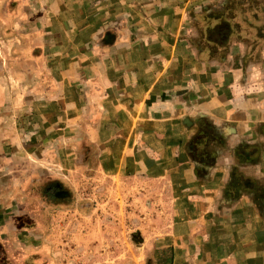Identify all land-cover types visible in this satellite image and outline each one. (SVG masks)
I'll return each instance as SVG.
<instances>
[{"label":"crops","instance_id":"1","mask_svg":"<svg viewBox=\"0 0 264 264\" xmlns=\"http://www.w3.org/2000/svg\"><path fill=\"white\" fill-rule=\"evenodd\" d=\"M36 2L17 54L0 39V164L27 142L94 145L100 172L173 192L171 230L127 264H264V0ZM220 21L223 45L206 39ZM237 178L253 187L231 198ZM1 181L0 264H55Z\"/></svg>","mask_w":264,"mask_h":264},{"label":"rangeland","instance_id":"2","mask_svg":"<svg viewBox=\"0 0 264 264\" xmlns=\"http://www.w3.org/2000/svg\"><path fill=\"white\" fill-rule=\"evenodd\" d=\"M14 1L11 5L13 0H0V39L8 41L1 47L11 57L17 54L19 34L35 27L32 16L41 7L37 0ZM22 6L28 15L21 13ZM7 82L9 90L18 84L13 78ZM29 145L22 144L21 150L33 157L0 164L1 184L16 187L4 199L16 201L12 210L26 219L23 229L38 232V246L50 248L55 264H127L149 259L141 252L143 236L171 230L175 221L173 192L164 180L106 175L96 165L97 148L79 141L63 138L47 148V144ZM53 181L64 187L62 201H49L45 195Z\"/></svg>","mask_w":264,"mask_h":264},{"label":"trees","instance_id":"3","mask_svg":"<svg viewBox=\"0 0 264 264\" xmlns=\"http://www.w3.org/2000/svg\"><path fill=\"white\" fill-rule=\"evenodd\" d=\"M15 2L17 1L13 0V3L11 5H13ZM231 32V24L228 21H220V23L216 27L207 30L206 39L211 42H215L218 45H223L229 39ZM239 184L243 185L245 189L250 188V185H252L249 181L238 180L237 178L235 182L233 181L230 185L227 186L226 195L230 196L231 198L237 197L240 193ZM49 185L50 186H47L45 189V195L49 199V201H62L64 198H66V192L64 191V187L60 184V182L53 181L50 182ZM259 199L260 201H258L260 203L264 202V191L262 193H259Z\"/></svg>","mask_w":264,"mask_h":264}]
</instances>
